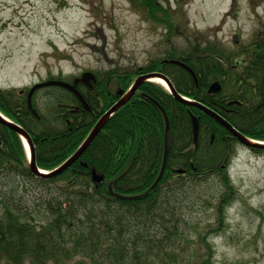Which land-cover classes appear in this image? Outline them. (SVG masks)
<instances>
[{
	"label": "trees",
	"instance_id": "trees-1",
	"mask_svg": "<svg viewBox=\"0 0 264 264\" xmlns=\"http://www.w3.org/2000/svg\"><path fill=\"white\" fill-rule=\"evenodd\" d=\"M131 1L148 19L171 25L169 18H159L170 13L160 0ZM259 1L251 0L254 8ZM176 11L182 21V4ZM165 53L131 70L97 72L93 91L78 83L92 111L70 90L47 86L36 90L31 105L29 89L0 88V112L29 132L38 167L50 172L76 152L118 100V90H128L142 75L160 72L182 96L206 105L246 137L264 142V32L231 51L208 42ZM174 61L192 68L198 83ZM73 78L67 81L73 83ZM216 81L222 90L209 92ZM192 115L199 120L197 143ZM0 140V171L15 176L10 190L0 193V264H67L75 256L76 264H213L209 238L225 224L226 206L235 199L229 170L242 143L165 87L144 82L80 158L56 176L32 173L19 134L1 121ZM250 150L264 154V148ZM166 152L163 177L152 188ZM94 172L103 177L100 182ZM18 177L33 184L30 198L18 193ZM214 177L222 188L208 204L215 219L206 223L208 229H196L201 247L192 255L177 250L174 240L183 238V227L189 224L178 205L189 198L188 190L196 192L201 182Z\"/></svg>",
	"mask_w": 264,
	"mask_h": 264
},
{
	"label": "rangeland",
	"instance_id": "rangeland-1",
	"mask_svg": "<svg viewBox=\"0 0 264 264\" xmlns=\"http://www.w3.org/2000/svg\"><path fill=\"white\" fill-rule=\"evenodd\" d=\"M160 2L170 13H160L159 18H169L170 26L148 19L131 0H0V88L30 89L51 77L67 80L86 71L131 70L164 57L170 49H192L208 42L231 51L264 32V0L256 8L251 0H237L235 6L233 0ZM180 4L182 21L176 11ZM131 87L118 90L113 105L123 97L120 92L126 94ZM229 173L236 196L226 206L225 224L209 238L213 264H264V154L241 145ZM14 177L0 171V193L10 190ZM17 179L18 193L30 198L33 184ZM221 188L214 177L201 182L196 192L188 190L189 198L178 205L189 224L181 226L183 238L174 240L177 250L192 255L201 247L196 229H208L206 223L215 219L208 204ZM2 208L0 203V216ZM194 225L195 230L190 228ZM78 259L75 256L67 264Z\"/></svg>",
	"mask_w": 264,
	"mask_h": 264
},
{
	"label": "water",
	"instance_id": "water-1",
	"mask_svg": "<svg viewBox=\"0 0 264 264\" xmlns=\"http://www.w3.org/2000/svg\"><path fill=\"white\" fill-rule=\"evenodd\" d=\"M174 62L177 64H180L185 69H187L194 76L196 82L198 83L196 74L192 70V68H190L188 65H186L183 62H180V61H174ZM156 78H160V79L165 81L166 87L175 96V98H177L180 101L186 102L191 106H196L197 108L201 109L205 113L212 116L219 124L224 126L229 132H231V134L234 137H236L245 146L250 147V148L251 147L264 148V143L254 141V140L246 137L244 134H242L241 132L236 130L228 121H226L223 117H221L216 112H214L213 110L208 108L206 105L201 104L199 102L191 101L190 99L182 96L180 93H178L176 91L171 80L166 75H164L163 73H160V72H152V73H149L146 75H142L139 78H137L135 83L132 85L131 89L126 94H124L123 91L120 92V94H123V97L115 105H113L107 112H105L104 115L98 120L96 125L91 130L90 134L87 136L85 141L80 145V147L77 149V151L69 159H67L63 164H61V166H59L58 168H56L55 170L50 171V172L44 171L38 167L37 162H36L35 146L33 144V141H32V138H31L29 132L24 127H22L21 125L7 120L1 113H0V121L4 124L8 125L12 130H14L17 134H19V136L21 137L23 142H24V140L27 141L28 146H29V148H28L29 160H30L29 164H30V169H31L32 173L36 174L37 176H43V177L56 176V175H59L62 172H64L77 159L80 158V156L84 153V151L93 142L95 137L103 129V127L105 126V124L107 123L109 118L114 113H116L123 105H125L135 95L136 91L140 88V86L144 82L154 81V79H156ZM95 82H96V75L91 71H86L83 74H81L79 77H76L73 80V83L63 81V80H48L45 82L35 84L31 88V90L28 94L29 105L32 104V96L36 90H38L42 87H47V86H60V87L66 88V89L70 90L71 92H73L78 97V99L81 101V103L84 105V107H86L89 111H92V108L87 103V101L84 98V96L82 95V93L76 88V86L78 83H82L85 86H87L91 91H93V83H95ZM221 90H222V85L218 81H216L210 86L209 92L217 93V92H220ZM153 101H155V100H153ZM156 103L158 106H160V104L158 102H156ZM235 103H239V102H235ZM192 117H193V124H194V139H195V142L197 143L198 136H199V128H200L199 127V120L195 115H192ZM168 128H169V122L167 121V129ZM166 159H167V152L165 154V160H164V163L162 166L161 173H160L159 177L157 178V180L155 181V183L153 184L152 188H155L157 186V184L160 182L161 178L163 177V173H164L165 167H166ZM94 179L96 182H100L103 179V177L98 176L94 172ZM110 192L112 194H114L111 187H110ZM117 196L122 197L119 194H117Z\"/></svg>",
	"mask_w": 264,
	"mask_h": 264
},
{
	"label": "bare ground",
	"instance_id": "bare-ground-1",
	"mask_svg": "<svg viewBox=\"0 0 264 264\" xmlns=\"http://www.w3.org/2000/svg\"><path fill=\"white\" fill-rule=\"evenodd\" d=\"M154 81H156V82H160V83H162V84L166 85L165 81H164V80H162V79H160V78H156V79H154ZM24 142H25V146H26V147H27V149H28V148H29V146H28V143H27V141H26V140H24Z\"/></svg>",
	"mask_w": 264,
	"mask_h": 264
},
{
	"label": "flooded vegetation",
	"instance_id": "flooded-vegetation-1",
	"mask_svg": "<svg viewBox=\"0 0 264 264\" xmlns=\"http://www.w3.org/2000/svg\"><path fill=\"white\" fill-rule=\"evenodd\" d=\"M240 41L239 39L236 40V42ZM246 49V48H245ZM0 144H1V140H0Z\"/></svg>",
	"mask_w": 264,
	"mask_h": 264
}]
</instances>
